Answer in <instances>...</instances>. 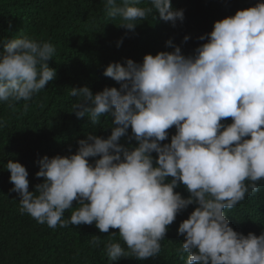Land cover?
I'll return each mask as SVG.
<instances>
[{
  "label": "clouds",
  "instance_id": "obj_1",
  "mask_svg": "<svg viewBox=\"0 0 264 264\" xmlns=\"http://www.w3.org/2000/svg\"><path fill=\"white\" fill-rule=\"evenodd\" d=\"M149 3L105 0V7L109 17L122 19L119 27L132 32L154 11L173 27L185 18L171 0ZM198 39L207 42L194 55H183L169 39L173 52L146 54L142 63H110L103 75L118 82L119 90L106 87L93 95L87 86L72 88L77 118L87 116L97 125L110 114L111 134L90 133L67 157L43 156L36 173L43 182L34 191H29L26 167L9 160L10 191L21 197V211L50 228L95 223L102 233L119 229L127 250L118 242L105 245L114 262L130 255L137 260L157 256L168 226L196 204L178 228L186 264H264V232L234 231L224 211L258 192L257 182L264 180V3L216 21ZM188 40L184 36L183 42ZM54 52L50 42L28 36L5 42L0 102L29 101L45 89L56 76L47 64ZM227 118L232 123L222 124ZM173 126L176 134L162 145ZM122 137L138 146L125 147ZM90 157H99L94 166ZM179 183L188 198L174 191ZM73 201L80 207L65 219ZM92 243L99 247L100 238Z\"/></svg>",
  "mask_w": 264,
  "mask_h": 264
},
{
  "label": "trees",
  "instance_id": "obj_2",
  "mask_svg": "<svg viewBox=\"0 0 264 264\" xmlns=\"http://www.w3.org/2000/svg\"><path fill=\"white\" fill-rule=\"evenodd\" d=\"M122 3V0H117ZM172 7L184 10L183 22L160 19L157 12L138 21L135 31L119 27L120 17L108 16L105 0H0V54L4 43L23 36L37 41L50 42L55 48L52 59L47 61L56 76L29 101L0 102V264H186L188 254H182L184 236L178 234L179 225L195 208L196 204L177 214L161 243V251L155 257L137 260L135 256L110 261L105 245L109 242L126 245L119 237V229L102 233L92 225L81 224L50 228L40 224L26 212L21 211L18 193L10 191V172L6 169L9 160L19 162L28 171L29 191L43 182L37 177L38 161L47 155L63 157L75 154L78 141L87 139L91 133L107 138L111 134L113 117L104 114L100 123L92 125L86 117L77 118L72 106L77 97L70 95L72 88L89 87L93 95L106 87L120 84L103 75L110 63L122 65L126 59L142 63L146 54L173 52L166 41L181 47L185 56L194 55L195 49L206 43L199 36L210 33L214 23L234 16L238 10H246L264 3V0H171ZM139 7H149V0H139ZM189 36L183 42L184 36ZM119 47L117 42L121 41ZM232 123L231 118L221 121ZM168 138L160 143L171 142L176 134L173 126L168 129ZM131 128L128 135L131 136ZM119 143L125 147L138 146L135 140L122 137ZM154 160L157 154H151ZM99 157L88 158L94 166ZM168 177L166 182L171 181ZM258 183L259 191L247 195L233 209H225L226 218L234 231L245 236L264 232V180ZM174 191L183 198L190 193L179 183ZM73 208L65 211L69 219L80 207L73 201ZM100 238L99 247L92 241ZM183 255V259H181Z\"/></svg>",
  "mask_w": 264,
  "mask_h": 264
}]
</instances>
